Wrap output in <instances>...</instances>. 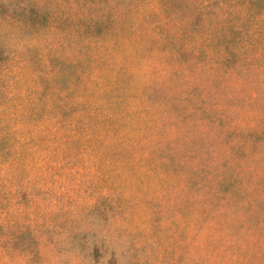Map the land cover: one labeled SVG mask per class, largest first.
Instances as JSON below:
<instances>
[{
	"label": "rangeland",
	"instance_id": "obj_1",
	"mask_svg": "<svg viewBox=\"0 0 264 264\" xmlns=\"http://www.w3.org/2000/svg\"><path fill=\"white\" fill-rule=\"evenodd\" d=\"M163 1L81 0L87 16L120 23L115 42L83 49L102 76L89 84L86 64H73L71 0H0V106L15 98L34 128L20 142L2 140L10 145L0 179L5 190L23 186L37 240L52 242L61 264H85L102 241V264L111 249L118 264H264V34H251L255 17L239 36L228 29L233 14ZM228 2L234 13L238 0ZM213 30L197 53L194 40ZM72 82L82 87L71 92ZM108 83L116 99L97 93ZM81 99L89 105L75 116L113 102L118 145L83 142L79 132L71 143V102ZM13 124L0 122V132ZM0 202V213L14 212L12 198L0 193Z\"/></svg>",
	"mask_w": 264,
	"mask_h": 264
},
{
	"label": "trees",
	"instance_id": "obj_2",
	"mask_svg": "<svg viewBox=\"0 0 264 264\" xmlns=\"http://www.w3.org/2000/svg\"><path fill=\"white\" fill-rule=\"evenodd\" d=\"M154 1L158 2L163 0H145L146 4H152ZM172 1L173 0H165L166 3ZM80 2L81 0H71V46H73L74 54L76 55L73 64L76 66L80 64L84 65L85 63L87 66L85 70V75L87 77L86 80H88L89 84H97L102 76H100L99 72H93L92 64L97 62L96 56L94 53L86 54L83 49H87V46L89 48H91L90 46L94 47L93 50L101 48L106 38H110V42H115L112 36L115 34V30V32L118 31L119 28H117V26L120 27V23H118L115 28H110L109 24H111L112 18L107 15L106 12L105 15L99 14L93 17L87 16V8L89 4L88 2L84 4H81ZM165 2L163 1V3ZM189 2H192L191 4L199 5V7L202 8L203 14L209 10L214 11L216 16L222 13H226L227 16L233 14V16L236 17V22L232 25H228V29L230 31L234 30L239 36L246 35L248 29L246 23L250 18L255 17L257 18L254 23L256 26H253L251 34L254 35V37H260L259 30L264 34V0H238V3L236 4L238 7L234 9V13L233 8H230L228 5V0H189ZM111 8L115 11H119L116 9V4H112ZM136 10L137 8L133 11L136 12ZM83 17H88V21L83 22ZM114 20H120V16L115 17ZM261 22L263 23L261 24ZM243 26L245 27L243 28ZM214 32L218 35L219 30H213L212 34L208 32L203 38L194 40L195 42H193V46L195 45L194 47H198L195 48L197 53L202 50L200 43L209 44V42L213 41V37H215ZM261 38H264V35ZM177 39L178 42H181L184 39L183 34L178 33L175 40ZM224 44L225 37L221 33L218 46L223 47ZM261 47H264V43L261 44ZM219 54V62L221 63L229 58V55L224 48L219 49ZM72 58L73 56H71V60ZM76 78L77 76H74L73 80ZM79 87L81 88L82 86H79L76 82H72L71 92L77 90ZM83 91H85V89L81 92ZM97 93H100L101 96L111 95L116 99V93L114 92L113 85L110 83L103 86ZM12 100H15V98H10V105L0 106V122H14L13 126L6 129L5 132H0V143H2V140L5 138L14 134H17L14 141L20 142L22 139L21 137L24 136L25 132H32V130H34L30 125L26 127V125L23 124L28 116L23 113L17 114L20 107L14 105ZM106 102L99 101L91 104L90 109L88 106V110L86 111L87 114L81 116H75L73 115V112L77 108H84L89 104H87L84 99L77 100L75 103L71 102V143L77 141L81 136V140L87 143L89 140L103 143L105 146H113L114 143L117 145L120 143L119 140H115L114 142L111 140L114 137L115 128L110 124V122L112 123V118L108 112L114 109L110 108L113 102ZM107 105L109 107H107ZM94 112H96L97 115H94ZM101 112L102 114H100ZM46 121L47 120L45 119L44 122ZM66 127L70 128V126ZM1 128L3 131L4 126ZM77 132H79V138H77L78 135H75ZM37 137L53 139V133L47 131L44 134L39 131ZM9 145V143L4 146L0 145V160H3L8 154ZM4 182V179H0V193L2 199L8 203L12 198L13 202L10 206L14 208V212L9 213L6 210L0 213V264H61V258L56 256L55 252L50 251V248H54V244L44 240H37L40 227L37 226L35 220L33 221L32 218H29V216L26 215L22 207L23 203L20 201V193H22L23 186L12 185L5 190ZM34 183L35 178L32 180V184ZM28 200H30V198ZM0 208L5 209L6 206L3 207L0 202ZM109 248L110 245L108 243H103V241L98 243L93 242L90 252L83 256L84 259H86L85 264H102L101 262L104 257L102 254L107 252ZM43 249L46 251H43ZM108 255L105 264H118L114 250L111 249L108 252Z\"/></svg>",
	"mask_w": 264,
	"mask_h": 264
}]
</instances>
